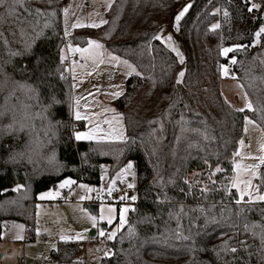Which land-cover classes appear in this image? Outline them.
Listing matches in <instances>:
<instances>
[{
	"label": "trees",
	"instance_id": "obj_1",
	"mask_svg": "<svg viewBox=\"0 0 264 264\" xmlns=\"http://www.w3.org/2000/svg\"><path fill=\"white\" fill-rule=\"evenodd\" d=\"M25 3L31 15L21 8L9 15L13 0L0 6V76L7 83L38 87L33 113L42 112L50 97L60 101L48 113L55 125L51 152L45 147L40 151L54 156L57 164L33 172L31 163L9 161L12 150H0V234L3 219H26L32 226L31 202L63 178L97 185L102 163L109 165L113 175L132 160L137 199L125 226L109 243L112 255L103 264H264L258 235L264 227V203L237 204L235 189L224 190L232 173L231 158L244 135V115L255 120L264 133V33L253 45L264 21L262 10L249 13L244 0H191L175 32L184 51L181 63L161 41L153 39L171 21L178 0H112L106 23L98 28H75L70 40L85 46L89 38L98 37L141 75L129 76L123 94L114 100L123 118L125 139L77 141L73 130L82 128L83 121H72L71 83L63 77L60 0ZM37 8L43 15L37 17ZM53 11L56 15H49ZM45 21L48 28H44ZM215 23L220 27L210 30ZM41 29L43 35L33 41ZM28 42L32 43L30 54L10 56V52H23ZM234 45L245 47L221 55L222 48ZM232 57L236 62L231 63V73L252 110L237 111L222 94L220 66ZM180 70L184 76L177 84ZM19 146L13 149L20 150ZM204 159L211 168L217 164L222 168L212 178L215 185L208 180ZM41 164L46 165L44 160ZM191 173H202L195 178L207 181L208 192L202 194L201 183L189 181ZM17 184L24 185V190H14ZM245 224L261 227L253 235V231L245 232ZM240 241L252 244L245 250ZM224 242L239 251H221L217 259L213 250ZM80 250L76 241L59 242L54 251L57 264H81L77 259Z\"/></svg>",
	"mask_w": 264,
	"mask_h": 264
},
{
	"label": "rangeland",
	"instance_id": "obj_2",
	"mask_svg": "<svg viewBox=\"0 0 264 264\" xmlns=\"http://www.w3.org/2000/svg\"><path fill=\"white\" fill-rule=\"evenodd\" d=\"M178 1L179 6L173 14L171 21H169L165 27L162 28V31L160 30L157 34L164 39L171 35V43L178 48L184 58V51L175 35L178 25H176L174 17L175 14L186 4L191 5V0ZM111 2L112 0H60V24L61 35L63 38L61 49L64 50L63 55L65 56V60L63 61V77L67 78L71 83V117L73 123L76 124L78 120L75 119V111L77 110V107L74 98L80 99L79 105L82 106V110H78L82 115L88 117L87 120L82 119L86 122L85 126L73 130V136L76 131L88 132L96 125H99V128L102 131H98L96 133V138L92 140L117 141L115 139L106 138V133L109 131V124L105 123V121H110L113 127L119 128V125H117L116 121L113 119L116 117L121 119L123 125L122 115L114 104V100L117 97H112L110 93L117 90L123 92L126 79L129 77L126 75L128 68L124 64H118L115 61H111L110 57L117 55L113 54L98 37L93 38V40L98 41L104 46L101 50L103 53L101 58L104 62H99V59L101 58H97L95 63L90 59L83 58L79 52L71 51L70 47L85 48L88 47V43L85 46H78L71 42L70 35L75 29L72 27L74 23L79 22L80 24L89 27L87 25L93 23L98 24L101 20L105 21V13ZM253 2L261 4L260 9L262 10L264 17V1L253 0ZM65 7L68 8L67 30L69 34L67 36L64 35L65 16L63 9ZM254 39H256L255 36ZM159 41L162 42V40ZM162 43L166 46L164 42ZM167 48L170 49L169 47ZM173 53L176 56V53ZM119 58L121 60H127L123 57ZM177 59L180 62L178 57ZM127 61L133 65L129 60ZM231 63V59H229L227 64H222L227 67L229 74L225 76L221 73V91L227 102L234 108H244L245 100L247 99L249 102V99L239 81L232 75ZM135 69L139 72L136 67ZM7 81L9 80H7L6 77L0 76V112L4 111L5 108L9 110L15 108L17 119H20L23 116L24 111L22 109V104H29L30 102L31 105H33L34 99L29 100L17 84L7 83ZM112 85H119L120 88L116 89L110 87ZM5 97L8 98L7 101L5 100ZM106 109H114L115 111H106ZM246 109L247 108H245V110ZM30 111L34 116L35 113H33L32 110ZM10 115L11 112H9L8 116L0 119V125L9 123ZM245 116L255 123L248 125V131L245 133V121L243 120L244 135L241 139H243L245 143L244 146H241L238 143L236 151L239 150L242 154H247L248 152L258 154V143L264 139L263 130L249 115L245 114L244 117ZM27 123L34 124L35 131H32L31 128H29L26 131L19 133L15 138L12 135H4L3 131L0 130V150H12V153L17 154L15 162L22 165L31 163L33 172L38 171L41 168H43V170L53 169L57 164L54 156L42 155L40 151L45 147L47 151L51 152V139L53 137L54 127L48 131V135H45V131L48 130V120L35 118L32 121H27ZM123 132L125 136L124 125ZM17 144H20V150L13 149V146H16ZM19 153H23V155L20 156L18 155ZM234 159L244 164L254 163L251 159L241 160L240 157L233 156L231 158V164ZM42 160L45 161V166L41 164ZM129 161L132 160L126 161L121 168L125 167ZM108 168L109 165L107 163L101 164L100 183L97 185L82 180H75L71 177H65L55 186L39 192L31 202L33 211L32 226L27 224L26 219L7 218L1 220L0 264H57L54 251L56 250L58 243L63 242L59 237L61 235L75 236L77 233H80L85 237L83 240H71L80 244L81 250L77 255V259L81 264H103V261H105L107 257L102 256L100 253L110 251L109 243L114 239L108 240L107 233L115 230L116 226L119 224V209L127 207L130 211L133 203L130 199H114L111 195L117 190L126 189L128 193L129 191L131 192V194L126 196H133L134 187L129 189L127 184L129 182L134 184L135 179L134 164L133 169L131 170L133 175H124L119 178L117 177V173L120 172L121 168L113 175L109 174ZM259 173L260 175L253 179V186L264 188V180H262L264 166H261ZM233 175L234 173L232 172L230 177ZM66 178H70L75 181V183L61 188L59 185ZM188 179L194 184H198L197 181H199L202 187L207 184V181L204 179L201 180L195 178L193 173L189 175ZM113 181H115L114 187L111 194H109L108 186L113 184ZM80 184L88 185L93 191L86 193L85 190L79 187ZM17 185L22 186L18 189L19 191L24 190V185ZM16 186L14 189H16ZM47 192H52L53 195L41 198V194ZM63 192H66L67 197L72 198L73 201L68 202L67 198L63 197ZM56 193L59 194L56 195ZM82 195H86L89 198L84 200L79 199ZM237 195L239 199L238 192ZM247 201L248 197L245 196L244 201L240 204L264 203L260 201L248 203ZM91 205H94L95 208L91 209L89 207ZM102 207L105 210V215H107V208L113 207L115 209L113 213L114 219L111 224H108L106 220L101 221L97 219L96 226L93 227L92 222L88 219V215H95L99 218ZM129 211L125 214L126 221L128 220ZM85 229H87V231H85ZM101 229L106 233L103 237L99 235ZM119 231H117V233ZM17 237L21 238L18 239ZM250 243L252 244L251 241L246 244L248 245ZM53 245L56 246L55 249H53Z\"/></svg>",
	"mask_w": 264,
	"mask_h": 264
},
{
	"label": "snow or ice",
	"instance_id": "obj_3",
	"mask_svg": "<svg viewBox=\"0 0 264 264\" xmlns=\"http://www.w3.org/2000/svg\"><path fill=\"white\" fill-rule=\"evenodd\" d=\"M14 2V6H10L9 10H8V14L12 15L13 12H15L16 8H21L24 9L25 12H28L29 15H31V12L28 10V8L26 7V3L25 0H13ZM50 2V0H49ZM245 5L247 6V11L249 13H251L253 10H259L261 8V4L259 3H255L253 2V0H244ZM5 3V0H0V6H3ZM108 7H111V4L108 5ZM191 7L190 4H186L180 11H178L175 14L174 20L176 25H179L182 17L185 16V14L188 12L189 8ZM216 12H219L220 9H216ZM36 15L37 17H39L40 15H43L41 9L37 8L35 9ZM63 13L65 16V31H64V35L67 36L68 30H67V15H68V8L65 7L63 9ZM49 15L51 16H55L56 13L53 11L51 13H49ZM229 13L227 10L224 11V16L228 17ZM261 19H264V17H262ZM38 22V21H37ZM106 23V21L101 20L98 24L97 23H93L90 25H87L89 27H93V28H98L100 27L101 24ZM85 25L80 24L79 22L74 23L72 25L73 28H78V27H83ZM49 24L47 21H45L44 23V28H48ZM220 27L219 23H215L211 25V29L210 30H215L218 29ZM162 31V29H161ZM264 33V23L261 24V26L259 27V30L255 32V38L253 40V45H255L256 43L259 42L260 38H261V34ZM43 35V29H41L40 31L36 32V36L33 37V41L35 40L36 37H39ZM153 39L156 40H162V42H164L166 44L167 47H169L171 49L172 52L176 53V56L179 58L180 62L183 63L184 58L182 56V54L180 53V51L178 50L177 47H175L174 44L171 43L172 41V37L171 35H169L166 39L162 38L159 34L154 35ZM5 43H7V41H5ZM88 43V47L85 48H79V47H75V48H71L70 50L73 52H79L81 54V56L85 59H90L93 61V63L96 62L97 58H101L103 53H102V49H103V45L101 43H99L96 40H93L91 38L88 39L87 41ZM244 45H234L233 47H227V48H222L221 49V55H227L228 53L233 51V48L236 49H240V48H244ZM31 48H32V43L28 42L25 44L24 50L23 52L20 51H14V52H10V56L15 57V56H19V55H24V54H30L31 53ZM61 51V55H60V60L61 63H63V61L65 60V56L63 55V49L60 50ZM111 61H115L118 64H124L127 66L128 68V72L126 73V75L131 76L134 72L136 73V75H141V73L137 72L135 67L133 65H131L127 60H121L118 56H111L110 57ZM100 63H103V59H99ZM232 63L236 62L235 57H232L231 59ZM221 73L222 75L227 76L228 73V69L225 65H221ZM25 71H27V69H24ZM184 76V72L180 71L177 74V78H176V83L180 84L182 83V78ZM63 78V77H61ZM18 87L25 93V95L27 96V98L29 100H39V91H38V87L32 84H28L27 82L21 83L19 81L15 82ZM110 87L119 89L120 86L119 85H112ZM242 87V86H241ZM122 91L117 90V91H113L110 93V95L114 98L119 97L120 95H122ZM7 97H5V100L7 101ZM75 100V105L77 107V110L75 111V119L76 120H87L88 117L86 115H82L81 112L78 110L79 104H80V99L79 98H74ZM60 103L59 100H57L54 96L49 98V103L47 105H43V111L42 112H36L35 115L33 116V114L31 113V109L33 107V105L31 104H22V109L23 111V116L20 119H17V115H16V110L15 108L9 110L7 108L4 109V111L0 112V119H3L5 116H8L9 112H11L10 115V122L7 124H3L0 125V130L3 131L4 135H12L14 138L16 136H18L19 133L26 131L27 129L31 128L32 131H35V125L34 124H29L27 123V121H32L35 118H42L44 120H48V130L45 131V135H48V131L51 130V128H53L55 125H53L52 121L49 120L48 117V113L49 110L56 104ZM245 108H247L248 110H252L253 106L250 102L247 101V99L245 100V105L244 108H239L237 109V111L239 112H243L245 110ZM106 111H115L114 109H106ZM116 121V124L119 125V128L113 127L112 123L110 121H105V123L109 124V131L106 133V138L108 139H115V140H123L125 139L124 136V132H123V125L121 123V119H118L116 117L113 118ZM244 121H245V127H244V131L245 133H247L248 131V125L250 124H254L255 122L252 121L251 119H249L247 116L244 117ZM98 131H102L99 128V125H96L95 127H93L92 129H90L88 132H81V131H76L74 133V137L77 141L80 140H92L96 138V133ZM194 131H196L194 129ZM207 135L205 134V139H207ZM245 141L243 139H241L239 141V144L241 146H244ZM257 152L258 154H253L252 152H248L247 154H242L239 150H237L236 152L233 153L234 157H240L241 160L243 159H251L254 161V163L251 164H244L241 163L238 160H233L232 163V172L234 173V175L232 177H230L228 179V184L225 186V191H229V189H235L236 192L239 193V199L236 200L237 204H240L241 202L244 201L245 196L248 197V203H254L256 201H260V202H264V188H261L260 186H253V179L257 178L260 173H259V169L261 168V166H264V139H262L259 143H258V148H257ZM18 155L22 156L23 153H19ZM16 153H10L9 154V161L15 162L16 160ZM204 164L209 166V171L207 173L208 176V180L211 184L215 185V180H213L212 178L216 175V173H219L222 171V168L219 166V164H217V166L213 169L211 168V165L209 164L208 159H204ZM133 169V162L129 161L125 167L120 169V172L117 173V177H121L124 175H133L132 170ZM202 175V173H193L194 177H198ZM75 181L71 180L70 178H66L65 180H63L60 183V187L63 188L65 186H68L70 184H74ZM114 183L115 181H113V184H110L108 186V192L109 194H111L113 187H114ZM184 183L186 185H188V190L191 191L192 185L189 183V181L187 179L184 180ZM197 183H199V181H197ZM20 187H22L21 185H17L16 189L14 190H18ZM79 187L83 190H85V192H91L93 191L92 188H90L88 185L86 184H80ZM127 187L129 189H132L134 187L133 183H128ZM181 191H184L183 189H181ZM201 193H206L209 191V188L205 185L204 187H201L200 189ZM59 193H56V195H58ZM187 194V193H185ZM53 193L52 192H47V193H42L41 194V198H44L45 196H52ZM89 197H87L86 195H82L79 197V199L84 200L87 199ZM121 200H127L130 199L132 201H135L137 199V197L135 195L128 197V196H121L120 197ZM134 210V209H133ZM104 208H101V214L99 216V218H97L95 215H88V219L92 222L93 227L96 226L97 223V219L103 221L106 220L108 224H111L113 219H114V211L115 209L113 207H108L107 208V215L104 214ZM129 211V209L127 207H122L119 209V224L116 226V229L107 233V239L108 240H112L113 238H115L117 231H119L121 228H123V226L125 225L126 218H125V214ZM257 227H261L259 225L256 224H252L251 226H249L248 224L244 225V230L245 232L248 231H253L255 228ZM85 231H87V229H85ZM99 235L101 237L105 236L106 233L104 232V230H100L99 231ZM253 235H257V233H255L253 231ZM259 235V239H260V245H261V251H264V227H261V232L258 234ZM18 239L21 237H17ZM59 239L61 241H71V240H83L85 239V237L83 235H81L80 233H77L75 236H68V235H61L59 237ZM185 239H187V237H185ZM240 245L247 250L248 247H250V245H247L245 241H240L239 242ZM53 249H55V245L52 246ZM203 251V249H201ZM214 254L216 255L217 259L220 258V253L221 251L227 253V252H231L233 254L237 253L239 251V249L237 247H227V242H224L222 245L219 246V250L214 249ZM104 257H109L112 255V253L110 251H105L103 253ZM252 253H249V257H251ZM235 259V257H234Z\"/></svg>",
	"mask_w": 264,
	"mask_h": 264
},
{
	"label": "built area",
	"instance_id": "obj_4",
	"mask_svg": "<svg viewBox=\"0 0 264 264\" xmlns=\"http://www.w3.org/2000/svg\"><path fill=\"white\" fill-rule=\"evenodd\" d=\"M259 1H264V0H259ZM62 195H63V197L67 198L68 202H72L73 201L72 198L67 197V193L66 192H63ZM126 195H128V191L126 189H120V190H117L114 193H112L111 197L114 198V199H120L121 196H126ZM100 254L103 255V252H101Z\"/></svg>",
	"mask_w": 264,
	"mask_h": 264
},
{
	"label": "crops",
	"instance_id": "obj_5",
	"mask_svg": "<svg viewBox=\"0 0 264 264\" xmlns=\"http://www.w3.org/2000/svg\"><path fill=\"white\" fill-rule=\"evenodd\" d=\"M81 108H82V106H81V105H79L78 109H79V110H82ZM81 121H83V122H84V123H83V126H85L86 122H85L84 120H81ZM74 138H75V137H74Z\"/></svg>",
	"mask_w": 264,
	"mask_h": 264
},
{
	"label": "water",
	"instance_id": "obj_6",
	"mask_svg": "<svg viewBox=\"0 0 264 264\" xmlns=\"http://www.w3.org/2000/svg\"><path fill=\"white\" fill-rule=\"evenodd\" d=\"M91 209H94L95 208V206L94 205H91V206H89ZM248 245H251V243L250 244H248Z\"/></svg>",
	"mask_w": 264,
	"mask_h": 264
}]
</instances>
